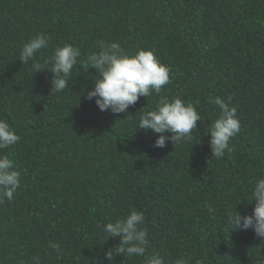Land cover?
Listing matches in <instances>:
<instances>
[{"label":"trees","instance_id":"obj_1","mask_svg":"<svg viewBox=\"0 0 264 264\" xmlns=\"http://www.w3.org/2000/svg\"><path fill=\"white\" fill-rule=\"evenodd\" d=\"M41 33L51 37L36 57L45 68L57 47L79 48L83 61L98 41H118L131 54L153 50L171 82L118 116L100 111L83 94L95 69L78 64L57 93L53 73L19 60ZM164 96L201 114L191 141L158 148L160 134L138 129ZM217 96L241 122L219 160L208 133ZM0 118L21 137L0 150L21 173L14 200L0 204V264H147L157 253L165 264H264V240L229 222L235 210L252 214L246 199L264 176V0H0ZM133 209L145 214V255L105 259L120 238L101 226Z\"/></svg>","mask_w":264,"mask_h":264},{"label":"clouds","instance_id":"obj_2","mask_svg":"<svg viewBox=\"0 0 264 264\" xmlns=\"http://www.w3.org/2000/svg\"><path fill=\"white\" fill-rule=\"evenodd\" d=\"M50 36L41 33L24 43L19 60L23 64L32 62L33 69L37 72L49 70L53 73L52 88L57 93L66 90L74 67L78 64L88 73L89 69H95L92 77L94 86L91 89L85 87L83 94L88 100L95 99L100 111H111L114 115L127 112L135 106L140 97H149L153 92L161 93L163 86L169 84L171 68L163 64L153 50L140 49L135 54L129 53L121 43L97 42L99 51L90 54L86 60H79L81 51L71 44L57 47L46 64L45 68L37 62V54L48 48ZM213 103L219 109V116L213 121L208 133H210L209 145L212 157L221 159L225 154L234 151L232 139L241 131V122L237 115V109L231 106L229 99L226 102L217 96ZM202 123V116L190 102L180 97L171 100L164 96L160 99L154 110L144 112L139 117L138 129L152 130L160 134L155 140V147H166L168 142L175 146L182 142L191 141L193 130L197 129V122ZM171 133V135H168ZM21 140L16 129L7 119L0 118V150L8 149ZM21 184V173L16 170L14 161L8 156L0 154V204L11 202ZM249 204L255 202L252 214H242L234 211L229 216L231 231L253 230L255 236L264 240V176L256 179L252 185ZM209 212L215 209L209 206ZM107 239L118 237L120 243L105 254V259L111 261L115 255L123 254L132 258L144 256L149 245L148 230L145 214L133 209L123 218L102 225ZM105 240V241H106ZM49 245L58 254L62 251L59 243L49 242ZM34 264H40L39 258H33ZM147 264H165L164 257L159 253L151 256ZM175 264H190L189 260L181 258ZM195 264H204L203 260H196Z\"/></svg>","mask_w":264,"mask_h":264}]
</instances>
